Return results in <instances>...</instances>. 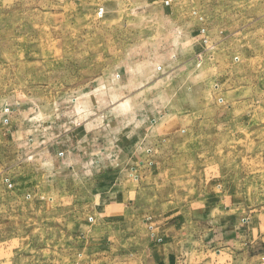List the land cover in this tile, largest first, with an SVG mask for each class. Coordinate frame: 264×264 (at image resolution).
Returning a JSON list of instances; mask_svg holds the SVG:
<instances>
[{
  "label": "rangeland",
  "instance_id": "374dc122",
  "mask_svg": "<svg viewBox=\"0 0 264 264\" xmlns=\"http://www.w3.org/2000/svg\"><path fill=\"white\" fill-rule=\"evenodd\" d=\"M176 224L178 264H264V0H0V264Z\"/></svg>",
  "mask_w": 264,
  "mask_h": 264
},
{
  "label": "crops",
  "instance_id": "0c3cea01",
  "mask_svg": "<svg viewBox=\"0 0 264 264\" xmlns=\"http://www.w3.org/2000/svg\"><path fill=\"white\" fill-rule=\"evenodd\" d=\"M180 227L176 225H171L168 226L167 228H161L160 230H166V234L169 235V240L170 243L169 245H164L163 247H156L157 249L155 250V262L153 264H178V258L179 255L174 252V249H176L173 245L174 241L181 239L179 237L180 235L182 238L184 237L183 235H187L188 232H185L183 230H179ZM172 241V242H171ZM173 245V247L171 246ZM162 246V245H161ZM177 250V249H176Z\"/></svg>",
  "mask_w": 264,
  "mask_h": 264
}]
</instances>
